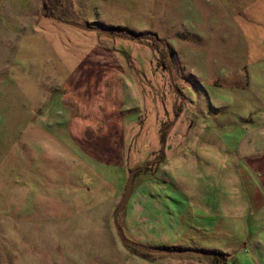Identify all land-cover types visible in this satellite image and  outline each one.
<instances>
[{
    "label": "rangeland",
    "instance_id": "374dc122",
    "mask_svg": "<svg viewBox=\"0 0 264 264\" xmlns=\"http://www.w3.org/2000/svg\"><path fill=\"white\" fill-rule=\"evenodd\" d=\"M108 25L154 35L120 38ZM72 69L81 76L69 77ZM106 71L109 92L95 78ZM94 101L113 117L104 111L81 138L76 125L74 139L67 122ZM122 102L139 104L133 122L136 112L121 122ZM196 119L219 123L213 130L236 183L226 186V215L189 208L190 229L176 246L225 251L226 264H264V181L246 162L264 152V0H0V264H214L212 256L141 253L113 225L129 171L137 169L130 200L162 192L145 182L165 179L155 173L160 162ZM126 204L117 215L124 235L157 241L141 204L135 216Z\"/></svg>",
    "mask_w": 264,
    "mask_h": 264
},
{
    "label": "crops",
    "instance_id": "0c3cea01",
    "mask_svg": "<svg viewBox=\"0 0 264 264\" xmlns=\"http://www.w3.org/2000/svg\"><path fill=\"white\" fill-rule=\"evenodd\" d=\"M76 72H77L76 69H72L68 72V76L71 77L74 76V74L78 76L80 73L77 74ZM108 75H109V71H106V72H100L97 74V76H95V78H98L97 80H100V85H97L98 87L97 86L96 87L105 92L107 91V86L105 87L104 86L105 83L103 82L104 80H106V77H108ZM80 76L81 75H79L78 77ZM114 88L115 89L111 91V98L113 97L116 100L117 97H120L119 96L120 88L118 85H115ZM98 89H96V91H98ZM125 104H126L125 102L124 103L122 102L121 104L124 109V111L121 109L123 111L121 116V122L123 124L125 123L124 120L127 117V116L125 117L126 114L136 112V115L130 116V118L127 121L125 120L126 123L133 122L134 120H136L141 110L138 103L132 106L134 109H132V107L126 109L127 107H125L126 106ZM97 108H98L97 103L95 101L92 102L87 107H84L83 108L84 110L80 111L81 113L76 114L77 115L75 117L76 119H72V120L70 119V121L67 122V126L68 127L72 126L71 129H73L76 125H78L79 127L78 133L81 138L84 135V133L82 132L84 126L85 125L97 126L98 125L97 118L100 117L99 115H103L104 111L110 110L109 111V113H111L110 116L113 117L112 108L110 109L109 105H105L103 111H101V109L98 110ZM116 110L117 109H114V112ZM105 123L112 124V121L110 122L105 121ZM217 124H214V122L208 123L203 119L201 120L196 119L194 124L188 129V131H186V133H183L180 136L175 137L174 141L177 140L181 142L177 151L174 152L172 148L167 149L168 151L164 156L163 161L160 162L158 169L155 173L162 174L160 173V171L161 172L164 171L162 176L164 175L165 179L161 181L155 177L157 181L148 180L147 182H145V183H156L159 186V188H161L160 190L162 191L158 195L152 192H150L149 196L145 195L144 201H140L142 210L141 212L139 211V213L142 214V217L145 222L144 227H148V229H150L152 226L153 228H157V232H155V234L158 235V238L156 239L157 241L144 242L145 244L140 242L138 243L147 246L159 245V246H151V247H168L169 243H172L175 246L178 245L181 242L180 239L183 236H185L186 231L190 229L188 228L189 223H192V216L189 212L190 207H197V209L201 211H206L208 214L211 215H218L222 212L225 213L226 215V211L228 209L226 186L229 184L230 181L232 183L233 182L236 183V177L234 175L229 176V174L227 173L226 160L229 158L230 153H228L226 146L222 144V140L219 138V135L216 133L215 130H213L214 128H216L215 126H217ZM106 127L109 126L105 125L104 129ZM71 129L68 130L69 134L74 139L77 138L78 136L75 131V128L73 129V131ZM173 138L174 135L169 136V139L171 141H173ZM110 139H111L110 137L109 138L103 137V138H98V141H102V143L106 145L107 142L110 141ZM214 146H219V147L216 148ZM251 149L252 150L250 151H255L254 147ZM257 151L259 150H256V152H251L249 154L245 153L248 155V159H246V162L250 166L251 170L258 175L260 180L264 181V155H263L264 152L260 150L262 154L261 153L259 154L257 153ZM233 158L235 157L233 156ZM196 161H199L203 164V169H205V171L204 170L200 171L198 169V165ZM108 163L111 164V162H106V164ZM203 176H207L208 180H204ZM211 179L214 189H212L210 184L211 182H209ZM155 191L156 189L154 190V192ZM236 191L237 189L235 190V192ZM156 196L159 198H155ZM209 196H212L213 198L211 203H209L208 200L205 201V198ZM129 198L127 200L129 206L127 208L128 209L127 212L131 213L132 216H135L136 212L138 211L136 207L140 204H138L139 201H137L136 199L133 200L131 199L132 200L131 201ZM129 200L131 201V203H129L130 202ZM157 203H160V205L163 206L162 208L163 210L162 211L158 210V213L157 211H155L156 209H152V207L155 206V204ZM153 217L155 218L158 217V220H153ZM204 218L205 216H202V219ZM218 226L219 228L222 227L220 223L215 225V227ZM128 236L130 237V235ZM176 247H192V246H176ZM200 249L226 253L225 251H221L218 249H207V248H200ZM142 260L148 261L145 259ZM187 260L188 259L182 261H184L186 264ZM190 262L192 261H188L187 263ZM179 263H181V261Z\"/></svg>",
    "mask_w": 264,
    "mask_h": 264
},
{
    "label": "water",
    "instance_id": "95a60500",
    "mask_svg": "<svg viewBox=\"0 0 264 264\" xmlns=\"http://www.w3.org/2000/svg\"><path fill=\"white\" fill-rule=\"evenodd\" d=\"M68 24L70 26H73V27L81 29V30H86V31L96 30V28L89 27L87 25L80 24V23L68 22ZM136 171H137V169H133V170L129 171L121 200L119 201V203H118V205H117V207L113 213V225H114V228L117 232L119 241L127 247H130L134 250H137V251H140L143 253H147V254H168V255L194 254L197 256H210V255H212L211 252L201 250V249H196V248L151 247V246L143 245V244H140L138 242L132 241L124 235V232H123L121 226L119 225V223L117 221V215L121 211V209L124 207V205L126 204L128 198L130 196V193L132 191L133 177H134Z\"/></svg>",
    "mask_w": 264,
    "mask_h": 264
},
{
    "label": "trees",
    "instance_id": "16d2710c",
    "mask_svg": "<svg viewBox=\"0 0 264 264\" xmlns=\"http://www.w3.org/2000/svg\"><path fill=\"white\" fill-rule=\"evenodd\" d=\"M43 8H47V6L45 5V3H42ZM105 29V32L113 35V36H117L120 38H126V39H130V40H140L143 39L144 36L147 35H154V33H148V32H132L129 29L122 27V26H116V25H108V26H102ZM204 250V249H201ZM208 251V250H205ZM211 252L212 255V260L214 262V264H225L226 263V259H227V255L226 253H222V252H218V251H208Z\"/></svg>",
    "mask_w": 264,
    "mask_h": 264
}]
</instances>
